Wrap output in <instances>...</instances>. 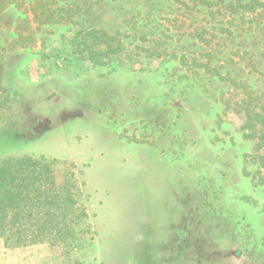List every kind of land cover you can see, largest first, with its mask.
<instances>
[{"label":"rangeland","instance_id":"rangeland-1","mask_svg":"<svg viewBox=\"0 0 264 264\" xmlns=\"http://www.w3.org/2000/svg\"><path fill=\"white\" fill-rule=\"evenodd\" d=\"M247 1L0 0V158L75 171L87 213L70 254L0 238V264H264V167L238 112L264 96V12ZM79 30L123 50L85 62Z\"/></svg>","mask_w":264,"mask_h":264},{"label":"trees","instance_id":"trees-1","mask_svg":"<svg viewBox=\"0 0 264 264\" xmlns=\"http://www.w3.org/2000/svg\"><path fill=\"white\" fill-rule=\"evenodd\" d=\"M255 5L264 12L263 3H257V0L245 2L248 11ZM48 14L47 11L36 17L41 19L43 16L49 21L52 12ZM71 45L73 54L80 57L85 54V62L100 66L106 61L113 63L114 56L123 50L118 37L96 30L74 31ZM244 93L238 111L243 112L245 119L241 129L248 139L256 141L255 159L262 168L264 96L248 90ZM59 164L55 160L27 155L0 158V238L6 247L20 249L47 243L51 247H65L67 254L79 247L83 240L79 224L82 219H87L85 208L80 204L81 188L73 170L67 169L59 180Z\"/></svg>","mask_w":264,"mask_h":264}]
</instances>
